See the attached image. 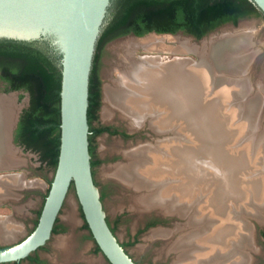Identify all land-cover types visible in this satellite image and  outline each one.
<instances>
[{
	"label": "bare ground",
	"instance_id": "obj_1",
	"mask_svg": "<svg viewBox=\"0 0 264 264\" xmlns=\"http://www.w3.org/2000/svg\"><path fill=\"white\" fill-rule=\"evenodd\" d=\"M170 42H178V51H201L212 57V65L193 67L181 59L162 62L156 56H136L139 47L156 50ZM256 42L254 32L241 28L226 30L202 46L187 39L176 41L156 34L143 39L127 38L111 45L118 77L105 87L104 119L112 120L119 113L134 129L151 114L157 132L182 133L184 138L192 137L200 143L195 149L176 141L133 148L115 142L102 147L103 152H123L126 162L105 167L102 172L132 189L133 207L140 210L158 207L187 218L185 225L174 230L180 239L174 240L176 232H169L170 247L176 252L172 264L255 262L251 254L254 236L247 220L252 215L264 216V158H261L264 137L259 133L264 113V68L259 74L260 47ZM254 83L263 95L258 91L251 95ZM205 91L214 94L211 97L214 107L210 108ZM222 104L228 109L225 114L220 113ZM167 107L172 123L166 118ZM16 115L14 95H0V166L21 162L17 157L19 149L10 141ZM177 116L184 121L185 132H179L178 127L183 124L178 126ZM229 128L234 129L236 145H243L240 149L234 148L235 144L232 149L225 146L233 143L227 138ZM250 129L253 135L247 134ZM160 152L166 158L159 156ZM192 169L198 177L201 173L198 170H202L203 182L211 174L220 179L221 186L213 193L208 190L211 182L199 187L195 172L194 178L191 177ZM23 180L17 175L2 178L0 198L12 193V185L23 186ZM65 219L73 226L77 224L74 209L67 212ZM0 228L3 229L0 235L8 238L16 227L5 219L0 220ZM71 238L60 237L54 244L65 257L72 253ZM88 262L102 264L95 258H89Z\"/></svg>",
	"mask_w": 264,
	"mask_h": 264
},
{
	"label": "rangeland",
	"instance_id": "obj_2",
	"mask_svg": "<svg viewBox=\"0 0 264 264\" xmlns=\"http://www.w3.org/2000/svg\"><path fill=\"white\" fill-rule=\"evenodd\" d=\"M241 28L249 29L255 33L256 44L260 47L259 50V60L258 64V73L261 72L264 68V18L261 16H251L244 18L239 21L238 24L227 23L216 30L209 33L206 37L202 39H190L187 33L177 32L175 34H160V33H149L144 36H136L133 34H127L108 41L102 51L100 52V59L98 63V73L101 80V105L97 112L98 118L94 121V126L99 127L102 125H111L118 127L126 131L130 136L123 137L118 134H109V133H100L94 137V146H95V159L99 160L93 167V175L96 184L98 185L101 195L103 196V205L107 213V219L111 226L114 228V232L122 245L125 246L126 251L130 256L136 261L137 264H172L176 252L171 249L172 243H170V231L178 230L179 227H182L187 222V218L182 215L173 214L170 212H164V210L153 207L146 209H137L131 205L132 202V189L130 190L125 186L123 182L117 178L106 176L103 174V169L105 167L116 165L119 163L126 162L123 152L121 151H111L108 150L103 152V145L110 146L115 142H120L125 148L136 147V146H146V145H156L160 142L171 143L176 141L177 143L185 142L188 146L195 149L200 143L195 138L187 137L184 138L182 133L178 132H165V133H155L150 127L151 119L153 118L151 114H148L144 121L141 123V126L135 127L138 131L130 132V126L128 125L127 119L120 118L119 113H116L112 120H105L103 116L104 108V98H105V87L109 83H113L114 80L118 77V70L114 69L113 60L114 53L111 51V45L119 40H124L127 38H136L143 39L151 34H156L157 36H170V38L177 41L181 38L182 40H189L191 44H197L202 46L205 41H210L214 38H218V35L223 34L226 30H239ZM178 42H170L166 44L163 48L156 50H146L143 47L136 49L135 53L137 57L145 56H156L162 59V62L167 61L168 59H174L178 57L179 60L181 57H188L196 60L198 58L197 54L193 50L189 51H178L176 46ZM201 52V51H199ZM170 62V61H169ZM172 62V61H171ZM260 74V73H259ZM255 84V83H254ZM253 84V90L251 95L259 93L263 95L262 91L259 90L257 84ZM264 85V82L262 83ZM17 91H7L5 88L4 82L0 80V95H5V97H12L14 95L15 105L17 106V114L19 110V115L27 108L30 104V94L26 91L20 90ZM208 95H205L209 99V106L214 107V104L211 100V97L214 96L211 92L205 91ZM251 97V96H250ZM249 97V98H250ZM246 100V99H245ZM264 104V101H263ZM216 107V105H215ZM166 118L171 122V110L167 107ZM220 113L225 114L228 112L227 107L223 104L220 107ZM164 114V115H165ZM17 116V115H16ZM261 127L257 129L259 133H263L264 137V113ZM178 121V126L183 124L182 127H178L180 131H186L184 127V121L182 122L180 117L175 118V122ZM174 123V122H173ZM229 124L231 121L229 120ZM234 129L229 128L228 130V139L233 140V143L225 144L229 149L243 147L236 145L237 138L232 136ZM253 130L248 131V135H253ZM187 134V133H186ZM181 140V141H180ZM240 141L241 138L239 137ZM264 144V141H263ZM131 145V146H130ZM103 147V148H102ZM164 153V152H163ZM162 152L158 155H163ZM166 154H164L163 158ZM262 157L264 158V151L261 152ZM17 157L19 164L2 165L0 166V175H9L7 177H14L18 175L24 179L23 186H14L12 185V193L3 196L0 198V220L6 221L11 220L15 225V233L12 237H2V231L0 228V246L14 244L23 240L27 235H29L36 227V222L39 219L40 211H42L46 196L48 195V190L51 186L55 174V168L51 167L43 162H41L39 155L31 150H17ZM169 160V159H168ZM175 163L179 164L176 160L171 159ZM264 160L262 161L263 164ZM204 167L206 168L207 166ZM196 169V168H194ZM191 170V177L194 178L197 176L196 171ZM207 169V168H206ZM201 171V173L199 172ZM200 176H197L198 186L202 187L206 181L211 182L209 186L210 193H213V190L216 187L221 186L222 182L220 179H215L209 175L204 182L202 179V170H198ZM234 174V172H232ZM238 173H235L234 176L238 177ZM11 179V178H9ZM196 186V185H195ZM126 187V188H125ZM128 188V189H127ZM134 195V194H133ZM132 196V197H131ZM70 209H74L77 224L74 226L71 225L65 219V215ZM156 218H162V223L148 227V223ZM248 226L251 227L253 236H254V251L252 250L251 254L255 260L254 264H264V240L261 235V230H264V216H255L252 215L247 220ZM64 226V229L58 228L56 232H53L52 237L49 239L46 245L38 249V255L45 260V264H90L89 258H95L101 260L102 264H111L108 258L102 253V251H97L96 241L91 236L90 231L85 227V218L82 211L81 204L79 202L75 186L71 185L65 203L59 213L55 226ZM174 231V232H176ZM180 234L175 233L174 240L180 239ZM60 237H72V253L70 257H65L57 248L56 241ZM170 238V239H169ZM171 249V250H170ZM256 249V250H255ZM171 251V252H170ZM88 260V261H87ZM0 264H14L13 262H6ZM21 264H36L31 260L24 259Z\"/></svg>",
	"mask_w": 264,
	"mask_h": 264
},
{
	"label": "water",
	"instance_id": "obj_3",
	"mask_svg": "<svg viewBox=\"0 0 264 264\" xmlns=\"http://www.w3.org/2000/svg\"><path fill=\"white\" fill-rule=\"evenodd\" d=\"M253 1L264 13V0ZM111 3L112 0H0V38L47 39L62 55L61 148L58 166L37 226L20 242L0 246V263L20 261L47 244L74 182L84 218L102 253L111 264H137L108 222L101 192L94 179L90 153V75L97 41ZM187 35L191 40L199 39L192 34ZM194 52L198 56L196 60L180 56L181 60L193 67L203 63L212 65V57ZM176 59L178 57L166 62ZM19 119L18 110L10 141L14 147L22 150L14 142L13 136ZM150 123L153 132L161 133ZM129 131L138 129L130 128ZM6 176L9 175H0V180Z\"/></svg>",
	"mask_w": 264,
	"mask_h": 264
},
{
	"label": "trees",
	"instance_id": "obj_4",
	"mask_svg": "<svg viewBox=\"0 0 264 264\" xmlns=\"http://www.w3.org/2000/svg\"><path fill=\"white\" fill-rule=\"evenodd\" d=\"M251 16L264 18L253 0H112L97 41L90 75L88 121L92 168L99 163L95 159L94 137L103 132L118 133L111 126H94L102 95L98 63L108 41L130 33L144 36L151 32L175 34L179 31L200 39L224 24H238ZM0 80L6 84L7 91L22 90L30 94V104L20 117L16 141L27 150L39 153L41 162L56 170L61 148V53L47 39L0 38ZM60 227L64 229L56 225L53 232ZM85 227L94 238L86 220ZM96 250L101 251L98 244ZM31 258L46 263L38 256Z\"/></svg>",
	"mask_w": 264,
	"mask_h": 264
},
{
	"label": "flooded vegetation",
	"instance_id": "obj_5",
	"mask_svg": "<svg viewBox=\"0 0 264 264\" xmlns=\"http://www.w3.org/2000/svg\"><path fill=\"white\" fill-rule=\"evenodd\" d=\"M233 24V23H232ZM3 82V81H2ZM5 84V83H4ZM5 86H6V84H5ZM22 114V113H21ZM20 117H21V115H20ZM19 121H20V119H19ZM19 121H18V124H17V126L14 128V134H13V136H14V142L18 145V146H20L21 148H22V150H26V148H25V146L24 145H21V144H19L17 141H16V132H17V129H18V125H19ZM105 126H111V125H102V126H99V127H105ZM112 127V129H117V131H118V135H121V136H123V137H126L125 135H124V133L125 134H128L126 131H124V130H122V129H119L118 127H115V126H111ZM107 133H109V134H112V133H110V132H107ZM93 144H94V141H93ZM29 151V150H28ZM37 153V152H36ZM38 155H39V153H37ZM39 158H40V155H39ZM162 218H156V219H153V220H151L149 223H148V225H150L151 223H154L152 226H155V225H158V224H160V223H162ZM149 227H151V226H149ZM261 235H262V238H263V240H264V230H261ZM97 243V242H96ZM31 256L32 257H35V256H38L40 259H42V257L40 256V255H38V250H36V251H34L30 256H28L27 258H24V259H28V260H31L32 262H34V263H36V264H41V263H39V262H37V261H34L32 258H31ZM24 259H22V260H20V261H15V262H13L14 264H21L22 263V261L24 260ZM43 260V259H42ZM45 261V260H44Z\"/></svg>",
	"mask_w": 264,
	"mask_h": 264
}]
</instances>
